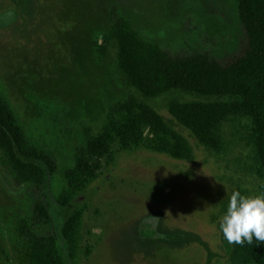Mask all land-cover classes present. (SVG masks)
I'll list each match as a JSON object with an SVG mask.
<instances>
[{
  "label": "rangeland",
  "instance_id": "rangeland-1",
  "mask_svg": "<svg viewBox=\"0 0 264 264\" xmlns=\"http://www.w3.org/2000/svg\"><path fill=\"white\" fill-rule=\"evenodd\" d=\"M115 8L142 38L171 52L210 49L220 59L241 44L234 0H0V94L34 146L56 160L48 210L65 264H230L218 228L234 191L261 194L247 172L246 119L225 122L223 154H213L175 123L166 104L197 98L176 91L146 101L180 134L190 152L180 160L145 147H114L77 189L81 213L73 259L61 237L64 211L55 202L71 191L63 170L86 131L96 134L109 105L132 94L116 72V42L102 44ZM0 150V264H29V240L50 227L31 218L42 180L34 170L10 171ZM157 217L159 219L153 218Z\"/></svg>",
  "mask_w": 264,
  "mask_h": 264
},
{
  "label": "trees",
  "instance_id": "trees-1",
  "mask_svg": "<svg viewBox=\"0 0 264 264\" xmlns=\"http://www.w3.org/2000/svg\"><path fill=\"white\" fill-rule=\"evenodd\" d=\"M242 41L223 59L212 50L186 49L171 52L146 42L142 35L110 10L109 30L102 44L95 42L100 60L107 42H116V72L122 87L136 91L142 99L128 95L107 108L96 134L86 131L84 146L74 149L63 170L71 191H63L55 202L64 211L61 237L67 256L73 259L77 246V228L81 213L72 205L86 179L94 176L98 162L114 147L123 151L145 147L180 160L189 159L184 138L171 129L146 101L176 91L198 101L181 103L169 100L166 109L172 120L213 154H223L227 143L222 125L246 119L250 148L247 172L261 181L264 193V0H234ZM0 150L10 164V171L34 170L37 164L42 180L39 200L31 208V218L50 227L43 236L29 240V264H65L48 210V182L55 172L56 160L44 148L35 149L26 139L18 119L0 94ZM227 203L221 208L226 213ZM220 225V224H219ZM221 232L230 264H264V243L253 238L241 246L229 244Z\"/></svg>",
  "mask_w": 264,
  "mask_h": 264
},
{
  "label": "clouds",
  "instance_id": "clouds-1",
  "mask_svg": "<svg viewBox=\"0 0 264 264\" xmlns=\"http://www.w3.org/2000/svg\"><path fill=\"white\" fill-rule=\"evenodd\" d=\"M219 227L229 244L242 246L245 241L252 244L253 238L264 243V193L245 196L240 191H234Z\"/></svg>",
  "mask_w": 264,
  "mask_h": 264
}]
</instances>
